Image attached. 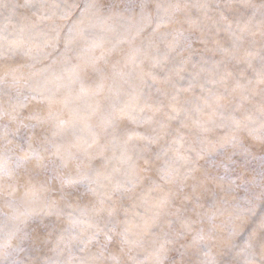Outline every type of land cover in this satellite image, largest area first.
Returning a JSON list of instances; mask_svg holds the SVG:
<instances>
[{"label":"snow or ice","instance_id":"snow-or-ice-1","mask_svg":"<svg viewBox=\"0 0 264 264\" xmlns=\"http://www.w3.org/2000/svg\"><path fill=\"white\" fill-rule=\"evenodd\" d=\"M0 264H264V0H0Z\"/></svg>","mask_w":264,"mask_h":264}]
</instances>
